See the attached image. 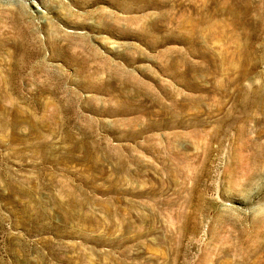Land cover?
<instances>
[{
  "label": "rangeland",
  "instance_id": "rangeland-1",
  "mask_svg": "<svg viewBox=\"0 0 264 264\" xmlns=\"http://www.w3.org/2000/svg\"><path fill=\"white\" fill-rule=\"evenodd\" d=\"M204 1L0 0V264H264V0Z\"/></svg>",
  "mask_w": 264,
  "mask_h": 264
},
{
  "label": "bare ground",
  "instance_id": "bare-ground-1",
  "mask_svg": "<svg viewBox=\"0 0 264 264\" xmlns=\"http://www.w3.org/2000/svg\"><path fill=\"white\" fill-rule=\"evenodd\" d=\"M206 1V0H205ZM204 1V2H205ZM226 1V0H225ZM250 1V0H249ZM249 1L248 0H229V1H226L228 4H229V6H235V5H237L239 8H238V11H240V13L238 12V14H240V15H242L243 17H249V18H247V19H245V20H247L246 22H242L241 23V19H240V17H238V19H235V21H233V22H238V24H240V25H243V26H246V25H248V24H250V23H252L253 21H254V19H255V17L253 18V16H251L250 17V15H251V3L249 4ZM261 1V0H260ZM190 3V2H189ZM259 3V2H258ZM209 4V3H208ZM228 4H227V6H228ZM255 4V3H254ZM192 5V4H191ZM260 5V4H259ZM264 5V4H263ZM131 6V5H130ZM194 6V5H193ZM199 6V5H198ZM213 6V5H212ZM210 7H211V5H210ZM254 7H255V5H254ZM258 7V6H257ZM260 7H262V6H260ZM229 8H231V7H229ZM264 8V7H263ZM227 9V8H226ZM255 9V8H254ZM253 9V10H254ZM257 9V8H256ZM260 9H262V8H260ZM259 9V10H260ZM237 10V9H236ZM199 11V10H198ZM200 11H202V13H203V10H200ZM236 12V11H235ZM216 13H218V11H215V14ZM237 13V12H236ZM254 13V12H253ZM190 14V13H189ZM206 14V13H205ZM205 14H202V19L200 18V22L202 23V25L203 26H205V29L206 30H209V29H211V28H214V27H218V28H220V23H216V21H213V23L212 22H210L211 20H210V18H208L207 17V15H205ZM222 14V13H221ZM256 16V15H255ZM258 16H259V18H260V20H259V22H255V23H257V24H259V26H263V23H264V12H263V10H262V12L259 14L258 13ZM235 17V16H234ZM221 18V17H220ZM224 18V17H223ZM250 18H251V20H250ZM261 18H262V20H261ZM217 19V18H216ZM243 19V18H242ZM257 19H258V17H257ZM257 21V20H256ZM210 23H212V24H210ZM189 25V24H188ZM191 25V24H190ZM229 25V24H228ZM106 27V26H105ZM252 27V26H251ZM254 27V26H253ZM226 29H227V27H226ZM225 28H224V30H226ZM259 29V28H258ZM234 28L232 29V30H230L229 32L230 33H228V36H229V38L235 43L234 44V46H233V48L230 50V49H225V51L227 52V54L226 55H230V56H232L233 58H234V60H235V62H238V63H235L234 62V66H232L233 68H230V69H238V70H240V75L242 76V77H246V76H248L247 75V73H246V70H247V67H248V65L250 64H248V57H249V55H250V48H249V45H247L245 42L247 41V40H249L251 37H252V35H255V34H251L250 32H247L248 31V29L246 30H242V32L241 31H236V30H234ZM254 31H255V29H253ZM261 30V29H260ZM210 31H212V34L211 33H209L208 31H205V33H204V35H205V39L207 38V39H211V38H213L214 37V34H213V30H210ZM226 32V31H225ZM257 32V31H256ZM258 32H259V30H258ZM223 33V32H222ZM254 33V32H253ZM225 34V33H224ZM203 35V36H204ZM222 35V34H221ZM259 35V37H261V35L260 34H258ZM207 36V37H206ZM224 36H226V35H224ZM256 36V35H255ZM192 37V36H191ZM258 37V36H257ZM190 38V37H189ZM204 38V37H203ZM217 38V37H216ZM226 38V37H225ZM192 39V38H191ZM196 39V38H195ZM202 39V38H201ZM222 39V38H221ZM243 39H246V41L245 40H243ZM258 39V38H257ZM256 39V40H257ZM189 40V39H188ZM225 40V39H224ZM223 40V41H224ZM253 40V39H252ZM255 40V39H254ZM260 40V39H259ZM258 40V41H259ZM215 41V40H214ZM217 41V40H216ZM257 41V42H258ZM218 42V41H217ZM261 42V41H260ZM192 43V42H191ZM207 43V42H206ZM216 43V42H215ZM214 43V44H215ZM219 43V42H218ZM218 43H217V45H218ZM222 43V42H221ZM254 43V42H253ZM259 44H261V43H259ZM205 45V44H204ZM220 45H222V44H220ZM233 45V44H232ZM254 45V44H253ZM212 47V46H211ZM222 47V46H221ZM209 48V47H208ZM255 49H256V47H254ZM262 48H264V47H262ZM222 49V48H221ZM261 50V49H260ZM215 51V50H214ZM253 51V50H252ZM262 51V50H261ZM211 52V51H210ZM217 52V51H216ZM219 52H222V51H219ZM258 52V51H257ZM263 52V51H262ZM253 53H254V51H253ZM207 54V53H206ZM212 54V53H211ZM259 55V54H258ZM205 55H203V57H204ZM263 56V55H262ZM102 57V56H101ZM100 57V58H101ZM208 57H210L211 58V56H208ZM219 56H217V58H218ZM252 57V56H251ZM255 57H257V56H255ZM254 57V58H255ZM259 57V59H260V56H258ZM258 57H257V59H258ZM98 57H96V59H97ZM99 58V59H100ZM216 58V57H215ZM221 58V57H220ZM262 58H264V57H262ZM169 59V58H168ZM224 59V58H223ZM87 60V59H86ZM89 60H91V59H89ZM103 59H101V61H102ZM104 60H105V58H104ZM108 60V59H107ZM219 60V59H218ZM222 60V59H221ZM250 60V59H249ZM252 60H253V58H252ZM263 60V59H262ZM224 61H226V60H224ZM257 61H259V60H257ZM256 61V62H257ZM261 61V60H260ZM259 61V62H260ZM210 62H212V61H210ZM252 62V61H251ZM92 63V62H91ZM103 63V62H102ZM109 63H111V62H109ZM220 63V62H219ZM255 63V62H254ZM258 63V62H257ZM111 65V64H110ZM169 65V64H168ZM220 65V64H219ZM209 66V65H208ZM215 66H217V65H215ZM212 67H214L213 66V64H212ZM111 68H112V66H111ZM118 68V67H117ZM217 68V67H216ZM264 68V67H263ZM228 69H229V67H228ZM245 69V70H244ZM204 71H205V69H204ZM221 71H222V69H221ZM225 71V70H224ZM258 71V70H257ZM87 72H89V71H87ZM117 72V71H116ZM255 72V71H254ZM259 72V71H258ZM214 73V72H213ZM216 73H217V71H216ZM222 73H223V71H222ZM226 74H228V73H226ZM133 75V74H132ZM239 75V76H240ZM249 75H251V74H249ZM130 76V75H129ZM254 76V75H253ZM199 77V76H198ZM234 77V76H233ZM232 77V78H233ZM252 77V76H251ZM95 78H96V76H95ZM200 78V77H199ZM241 78V77H240ZM247 78V77H246ZM251 79V78H250ZM250 79H248V80H250ZM93 80H94V78H93ZM92 80V81H93ZM101 80V79H100ZM246 80V79H245ZM253 80V79H252ZM251 80V81H252ZM96 81V80H95ZM5 82V81H4ZM7 82H8V80H7ZM91 82V81H90ZM243 82V81H242ZM92 83V82H91ZM90 83V84H91ZM97 83V82H96ZM100 83V82H99ZM108 83V82H107ZM110 84V83H109ZM230 84H232V83H230ZM253 84V83H252ZM245 85H246V83H245ZM245 85H243V86H245ZM107 86V85H106ZM110 87H112V85H109ZM228 86H229V84H228ZM231 86V85H230ZM255 86H256V84H255ZM98 87H99V84H98ZM102 87V86H101ZM108 87V86H107ZM254 87V86H253ZM87 88V87H86ZM246 88V87H245ZM245 88H244V90H245ZM262 88V87H261ZM112 89V88H111ZM247 89V88H246ZM248 89H251V88H248ZM253 89V91L255 90L254 88H252ZM93 90V89H92ZM104 90V89H103ZM243 90V91H244ZM96 91H97V89H96ZM245 91H247V90H245ZM252 91V90H251ZM98 92V91H97ZM108 92V91H107ZM241 92V91H240ZM246 93V92H245ZM121 94V93H120ZM241 94V93H240ZM239 94V95H240ZM107 95V94H106ZM242 95V94H241ZM249 96V95H248ZM247 96V97H248ZM255 96H256V93H255ZM120 97V96H119ZM250 97V96H249ZM248 97V98H249ZM253 97H254V95H253ZM237 98H238V96H237ZM240 98V97H239ZM252 98V97H251ZM257 97H255V99H256ZM75 99V98H74ZM97 99V98H96ZM242 99V98H241ZM244 99V98H243ZM247 99V98H246ZM254 99V100H255ZM260 99V98H259ZM253 100V101H254ZM92 100H90V102H91ZM176 101V100H175ZM240 101V100H239ZM245 101V100H244ZM246 102H248L247 100H246ZM263 102V101H262ZM245 103V102H244ZM253 103V102H252ZM254 103H255V101H254ZM223 104V103H222ZM243 104V103H242ZM250 104V103H249ZM94 105V104H93ZM240 105H241V103H240ZM245 105V104H244ZM243 105V106H244ZM247 105V104H246ZM245 105V107H247ZM251 105V104H250ZM238 106V105H237ZM242 106V105H241ZM240 106V107H241ZM120 108V107H119ZM235 108V107H234ZM98 109V108H97ZM103 109V108H102ZM116 109V108H115ZM122 109V108H121ZM241 109V108H240ZM245 109V108H244ZM244 109H243V107H242V110L244 111ZM109 110H112V109H109ZM170 110V109H169ZM122 111V110H121ZM234 111V110H233ZM113 112V111H112ZM248 112V111H247ZM111 113V112H110ZM121 113V112H120ZM124 113V112H123ZM245 113H246V111H245ZM238 114H239V112H238ZM230 115V114H229ZM244 115V114H243ZM251 116V115H250ZM45 117V116H44ZM234 117V116H233ZM246 117V116H245ZM249 117V116H248ZM42 120H43V118H42ZM230 120V119H229ZM40 121V120H39ZM46 121V120H45ZM3 122V121H2ZM44 122V121H43ZM88 122V121H87ZM226 122V121H225ZM234 122H236V119H235V121ZM39 123V122H38ZM45 123V122H44ZM43 123V124H44ZM90 123V122H89ZM238 123V122H237ZM2 124V123H1ZM4 124H6V123H4ZM4 124H3V126H4ZM243 124V123H242ZM247 124V123H246ZM155 125V124H154ZM241 125V124H240ZM92 126V125H91ZM94 126V125H93ZM225 126H227V125H225ZM230 126H232V125H230ZM235 126H237V124L235 125ZM2 128V127H1ZM218 128V127H217ZM231 128V127H230ZM238 128V129H237ZM227 129V128H226ZM232 129V128H231ZM236 129H237V131L239 132V133H237V134H240V133H243L242 131V128L241 127H236ZM94 130V129H93ZM223 130V129H222ZM224 131V130H223ZM232 131V130H231ZM71 132V131H70ZM120 132V131H119ZM230 132V131H229ZM129 133V132H128ZM131 133V132H130ZM73 134V133H72ZM230 134V133H229ZM232 134V133H231ZM70 135V134H69ZM223 135V133H222V131H221V136ZM181 136V135H180ZM183 136V135H182ZM232 136V135H231ZM66 137V136H65ZM226 137V136H225ZM224 137V138H225ZM239 137H242V136H239ZM72 138H74V135H73V137ZM177 138H178V135H177ZM176 138V139H177ZM184 138V137H183ZM85 139V138H84ZM214 139V138H213ZM234 139H235V137H234ZM67 140V139H66ZM86 140H87V138H86ZM238 140V139H237ZM72 141V140H71ZM74 141V140H73ZM89 142V141H88ZM91 142V141H90ZM170 142H171V140H170ZM233 142H236V141H233ZM86 143H87V141H86ZM247 143V142H246ZM77 144V143H76ZM96 145V144H95ZM232 145H234V144H232ZM46 146H47V143H46ZM83 146V145H82ZM90 146V145H89ZM88 146V147H89ZM37 147V146H36ZM47 148V147H46ZM54 148V147H53ZM90 148V147H89ZM115 148V147H114ZM210 148V147H209ZM116 149V148H115ZM248 149V148H247ZM86 150V149H85ZM264 151V150H263ZM264 153V152H263ZM234 155V154H233ZM238 155V154H237ZM234 157V156H233ZM239 157V156H238ZM234 159V158H233ZM233 161V160H232ZM236 161V160H235ZM235 161H234V163H235ZM238 162L240 161L239 159L237 160ZM238 162H236L237 164H239ZM232 163V162H231ZM237 164H235V166L237 165ZM231 165V164H230ZM244 166H246V168H248L249 167V163L247 162V163H245V165ZM244 166L242 167V165L241 166H237L236 167V170H238L239 169V171H238V175L240 174V171L241 170H243V168H244ZM247 171L245 172V177H246V179L244 180L245 182H244V184L245 183H250V180L251 181H253L252 179L254 178V175L256 174V173H254V172H252V171H249L250 169H246ZM236 174V173H235ZM1 175H3V174H1ZM238 175H234V176H238ZM258 177V176H257ZM256 177V178H257ZM254 181H255V178H254ZM10 183V182H9ZM254 183V182H253ZM16 185V184H15ZM242 182H240L239 181V179H235L234 180V188H235V191L236 190H238V191H240L241 192V189L243 188L242 186ZM233 188V187H232ZM2 191V190H1ZM4 191V190H3ZM3 193V192H2ZM26 207H29V206H26ZM30 208V207H29ZM67 208V207H66ZM68 208H70V207H68ZM35 210V209H34ZM73 211V210H72ZM79 212V211H78ZM26 212H24V214H25ZM22 214V213H21ZM28 214V213H27ZM5 216V215H4ZM28 217H30V216H28ZM264 218V216L263 217H258L257 219H253L252 220V223L255 225V226H258L259 227V225L262 223L261 221H262V219ZM32 219V218H31ZM34 219V218H33ZM232 219V218H231ZM183 221V220H182ZM31 222V221H30ZM254 228V227H253ZM257 228V227H256ZM255 232V231H254ZM244 233V232H243ZM248 233V232H247ZM256 233V232H255ZM254 236V235H253ZM253 236H252V238H253ZM223 237V236H222ZM249 237V236H248ZM248 237L246 236L245 238L248 240ZM242 238H243V236H242ZM242 238H240V239H242ZM255 238V237H254ZM253 238V239H254ZM250 240V239H249ZM238 241H240V240H238ZM248 244V243H247ZM243 246V245H242ZM38 251V250H37ZM247 251V253H248V251H249V249L248 250H246ZM245 250H244V253L246 252ZM243 259H244V257H243ZM244 261H246V259H244ZM38 262H39V260H38ZM37 262V263H38ZM205 262V261H204ZM235 262V261H234ZM42 264V263H41ZM44 264V263H43ZM203 264V263H202ZM255 264V263H254Z\"/></svg>",
  "mask_w": 264,
  "mask_h": 264
}]
</instances>
